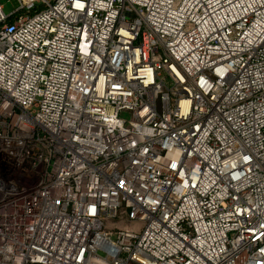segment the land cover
<instances>
[{
    "label": "built area",
    "instance_id": "2783aa9c",
    "mask_svg": "<svg viewBox=\"0 0 264 264\" xmlns=\"http://www.w3.org/2000/svg\"><path fill=\"white\" fill-rule=\"evenodd\" d=\"M15 6L0 264H264V0Z\"/></svg>",
    "mask_w": 264,
    "mask_h": 264
},
{
    "label": "rangeland",
    "instance_id": "374dc122",
    "mask_svg": "<svg viewBox=\"0 0 264 264\" xmlns=\"http://www.w3.org/2000/svg\"><path fill=\"white\" fill-rule=\"evenodd\" d=\"M0 6L2 7L3 12L6 15L12 14L13 12H15V9H16L15 0H0ZM121 118L125 120L126 122H130L131 114L127 112H123L121 114ZM105 223L108 228H112L113 232H115L117 228L134 226V225H131L129 222H127V220H125V218L121 216L117 220H107L105 221Z\"/></svg>",
    "mask_w": 264,
    "mask_h": 264
}]
</instances>
